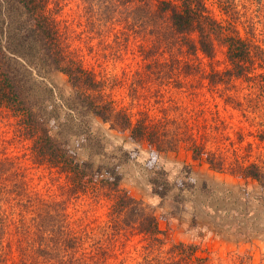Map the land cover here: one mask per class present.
<instances>
[{
    "label": "trees",
    "instance_id": "obj_1",
    "mask_svg": "<svg viewBox=\"0 0 264 264\" xmlns=\"http://www.w3.org/2000/svg\"><path fill=\"white\" fill-rule=\"evenodd\" d=\"M69 1H79L83 7L89 34L104 38L114 32L117 37L122 35L124 42L131 37L140 41L138 47L146 70L125 80L133 100H148L145 97L149 82L158 87L180 89L184 84L182 78L197 76L208 67V74L202 73L203 80L214 88L228 87L236 80L249 77L255 66L254 44L242 36L237 23V0ZM63 3L68 0H0V111L15 121L12 139L30 143V158L65 177L68 199L101 193L109 203L108 217L116 229L133 228L151 248L159 245L165 236L155 208L123 189L115 171L109 174L96 166L94 158L105 159L100 150L95 153L90 145L84 148L90 149L87 160H81L71 150L66 128L77 117L80 122L86 117L98 119L109 125L110 130L127 134L136 144H149L159 153L178 152L185 145L195 162L207 164L215 172H229L256 181L264 188V167L259 164L239 160L230 163L226 157L208 150L187 125L181 134H175L166 116L156 119L144 109L134 113L133 108L120 105L109 94L106 79L99 78L70 46L68 27L63 29L58 19ZM116 28L120 30L115 31ZM217 46L225 48L229 64L222 72L212 64ZM57 74L66 77V86H55L54 92L39 80L53 79L54 83ZM47 93L53 97L44 99ZM88 140L101 143L91 134ZM11 162L14 163L8 157L0 159V178L10 175ZM159 183L155 178V188L163 199L170 190L169 186L158 188ZM19 207L17 213L6 217L14 224L12 228L23 261L106 264V257H102L107 254V248L103 240H96V229L78 224L64 204L27 197L25 204L20 201ZM5 222L6 218L1 219L0 249H11V243L2 246L7 235ZM94 239L101 246L94 247ZM198 249L193 244L172 245L171 264H188L193 260L197 264L209 262L208 258L197 257ZM95 257L101 258L95 260ZM239 264L253 263L251 257L242 256Z\"/></svg>",
    "mask_w": 264,
    "mask_h": 264
},
{
    "label": "rangeland",
    "instance_id": "obj_2",
    "mask_svg": "<svg viewBox=\"0 0 264 264\" xmlns=\"http://www.w3.org/2000/svg\"><path fill=\"white\" fill-rule=\"evenodd\" d=\"M236 3L240 33L254 44L256 61L249 77L214 88L203 80L202 73L209 72L204 67L201 74L182 78L180 89L147 82L146 101L131 99L129 84H125L127 77L146 70L139 40L131 37L124 42L122 35L117 37L114 32L104 38L89 34L79 1L63 3L58 19L63 29L68 27L72 49L99 78L106 79L109 94L120 105L133 108L134 113L144 109L156 119L166 116L175 134H181L187 125L208 150L230 163L239 160L264 167V67H260L264 64V0ZM212 64L221 72L229 68L224 47L217 46ZM39 80L53 92L55 86H66L63 75L57 74L54 83L53 79ZM112 83L115 86L111 87ZM47 97L53 94L47 93L44 99ZM62 116L67 118L66 113ZM76 119L66 128L71 150L81 160L88 159L87 146H92L95 153L100 150L105 159L94 158L96 166L109 174L115 171L123 189L155 208L165 236L151 248L133 228L116 229L108 217L109 203L101 193L68 199L65 177L30 158V143L12 139L15 121L0 111V159L14 161L10 175L0 178V223L6 218L7 231L2 246L11 243V249H0V264H30L20 256L14 224L6 217L17 213L20 201L25 204L27 197L64 204L78 224L96 229V240H103L107 248V254L101 256L106 257V264H171L170 249L179 243L198 246L197 257L209 259L204 264H239L242 256L251 257L253 264H264V188L256 181L210 170L207 164L195 162L185 145L178 152L159 153L149 144H136L127 134L110 130L98 119ZM88 134L101 143L89 141ZM155 178L160 182L158 188L169 186L163 199L155 188ZM95 243L94 239V247L101 246ZM188 264L197 263L193 260Z\"/></svg>",
    "mask_w": 264,
    "mask_h": 264
}]
</instances>
